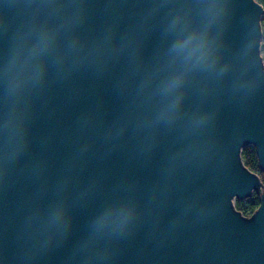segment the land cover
Segmentation results:
<instances>
[{
	"label": "water",
	"instance_id": "obj_1",
	"mask_svg": "<svg viewBox=\"0 0 264 264\" xmlns=\"http://www.w3.org/2000/svg\"><path fill=\"white\" fill-rule=\"evenodd\" d=\"M263 14L0 0V264H264Z\"/></svg>",
	"mask_w": 264,
	"mask_h": 264
},
{
	"label": "trees",
	"instance_id": "obj_2",
	"mask_svg": "<svg viewBox=\"0 0 264 264\" xmlns=\"http://www.w3.org/2000/svg\"><path fill=\"white\" fill-rule=\"evenodd\" d=\"M264 7V0H257ZM262 31H263V50H264V17L262 19ZM242 159L244 164L252 172L257 174L262 182L264 183V172L259 168L258 158L255 149L252 146H247L242 150ZM260 206V198L258 194H253L251 198L248 199L246 205H242L238 202L235 203V207L244 216H251Z\"/></svg>",
	"mask_w": 264,
	"mask_h": 264
},
{
	"label": "rangeland",
	"instance_id": "obj_3",
	"mask_svg": "<svg viewBox=\"0 0 264 264\" xmlns=\"http://www.w3.org/2000/svg\"><path fill=\"white\" fill-rule=\"evenodd\" d=\"M263 8H264V7H263ZM263 17H264V14H263ZM263 17H262V19H263ZM261 55H262V57H263V59H264L263 36H262V42H261ZM236 202H238V203H240V204H242V205H246V204L248 203V199H247V200H235V201H234V204H235Z\"/></svg>",
	"mask_w": 264,
	"mask_h": 264
}]
</instances>
